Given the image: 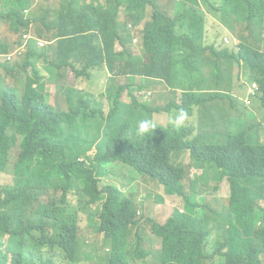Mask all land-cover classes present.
I'll use <instances>...</instances> for the list:
<instances>
[{"label":"clouds","instance_id":"9594fccd","mask_svg":"<svg viewBox=\"0 0 264 264\" xmlns=\"http://www.w3.org/2000/svg\"><path fill=\"white\" fill-rule=\"evenodd\" d=\"M29 1V115L41 125L55 116L74 114L78 116L75 128L105 124L106 134L82 137L60 157L66 165L75 161L88 166L96 186L121 190L127 201L107 218L105 194L91 188L69 192L67 203H60L56 223L40 213L29 222V264H73L72 259H65L68 253L62 245L54 248L50 241L72 237L74 225L79 228L78 254L74 253L78 264H254L243 250L235 260L219 255L229 252L231 223L215 210L228 204L231 182L214 162L194 164L191 150L198 141V146H217L224 156L228 132L238 127L249 128L264 143V66L251 59L257 53L264 59V0ZM162 17L171 21L167 32L172 47L166 58L146 64V73H127L111 54L142 53L147 25ZM244 49L253 67L241 56ZM9 54L18 57L17 51ZM203 54L192 76H186ZM239 104L247 110L245 119L223 136L220 132L210 136V126L219 124L214 121ZM217 129L224 131L225 127ZM162 133L178 146L174 163L181 165L186 188L191 180L196 182L188 197L194 198L207 220L205 246L214 263L201 257L185 263L173 258V239L154 224L165 225L177 212L187 211L184 199L168 194L164 182L125 159L115 160L103 170L94 166L104 155L103 147H125L133 139L130 149L146 145ZM226 156L243 162L236 154ZM116 163L157 181L146 200L139 201V194L127 195L106 180ZM241 184L255 197L253 223L259 227L264 214V168ZM159 187L161 194H153ZM53 196V189L44 190L40 201L46 204ZM167 199L173 202L167 204ZM152 200L164 202L165 209L153 210ZM252 238L264 250V240ZM123 239L124 246L118 249ZM258 258L264 264V254L259 253Z\"/></svg>","mask_w":264,"mask_h":264},{"label":"trees","instance_id":"16d2710c","mask_svg":"<svg viewBox=\"0 0 264 264\" xmlns=\"http://www.w3.org/2000/svg\"><path fill=\"white\" fill-rule=\"evenodd\" d=\"M30 3L29 0H1L0 19L9 22L15 34H21L12 41L0 40V50H6L8 45L10 53H18V60L13 64L5 65L0 62V172L12 171L14 175L12 183L0 184V264H29V222L40 213L42 217L56 223L62 209L60 203H67L71 191L77 193L82 189L88 191V188H91L99 195L105 194L107 218L127 203L121 190L119 192L108 188L107 192L96 186L92 171L87 170L88 166L75 161L66 165L60 157V154H65V149L73 146L82 137L106 134L105 124L75 128L78 116L74 114L55 116L41 125L29 115ZM130 18H134V14H130ZM181 23L187 27L185 22ZM199 26L203 28L202 25ZM169 27L171 21L162 17L159 21L147 25L146 36L142 39V53L137 55L128 50L119 56H111L127 73H146V64L163 62L170 51L172 45L167 32ZM25 34L28 38H24ZM201 48L205 49L204 46ZM246 53L244 49L241 56L250 66L253 67L251 59L264 66L261 54L257 53L250 59ZM201 57L205 55L200 56L186 71V76H192ZM226 59L230 60L231 57L226 56ZM219 60L215 61V64ZM197 102L199 103V100ZM246 116L247 110L242 104L232 105L226 115L214 121L219 124L210 126L209 135L220 132L223 136L228 129L237 127ZM222 125L225 130L218 131L217 126ZM239 128L228 132L229 146L224 154H236L247 164L220 155L217 146L212 144L203 143L198 146V141L192 145L196 148L191 150V156L197 165L216 163L218 168L229 175L231 182L232 193L228 204L215 210L221 217L228 216L231 223L229 252H220L219 255L227 260H235L243 250L246 255L249 254L254 264H259V253L264 254V250L257 247L252 235L264 240V214L261 226L255 227V197L241 183L248 182L255 173L264 168V143H261L249 128ZM129 144L125 147L117 145L115 149L112 145L110 148L103 147L104 155L94 166L103 170L109 163L125 159L164 182L168 194L184 199L187 211L184 214L177 212L165 225L154 224L165 237L173 239V258L184 259L185 263L192 260L195 262L201 257L214 263V256L207 252L205 246L207 220L202 218V212L194 198L188 197V192L196 187V182L191 180L189 189L186 188L182 180L185 177L181 165L174 163L178 146L171 144L163 133L146 145L137 144L129 149ZM251 171L254 174H250ZM47 189H53L54 196L45 204L40 201V197ZM126 215L130 216L131 213ZM76 219L80 221L78 215ZM71 232L72 237H64L61 242L51 240L50 244L54 248L62 245L68 253L65 259H72L73 264H78L77 257H74V253L78 254V251H75V243L79 241L78 226H72ZM124 243L123 239L117 248L121 249Z\"/></svg>","mask_w":264,"mask_h":264},{"label":"rangeland","instance_id":"374dc122","mask_svg":"<svg viewBox=\"0 0 264 264\" xmlns=\"http://www.w3.org/2000/svg\"><path fill=\"white\" fill-rule=\"evenodd\" d=\"M0 27H1L0 36L1 39H5L4 40L5 42L8 40L12 41L13 39L19 37V35H16L12 31L9 22L0 19ZM240 29L242 30V27H240ZM17 60L18 57L15 54L13 55L9 54L8 45L6 50H0V62H2L3 64L11 65ZM233 67L236 70L239 68L238 64L233 65ZM13 178L14 175L12 171L4 172V173L0 172V184H10L13 182ZM106 180H110L115 184H117L120 188L124 190V192L127 195L139 194L138 195L139 201H141L142 199L145 200L147 199V195L152 193V186L157 182L156 180H152L146 176L138 174L132 168L124 165L123 163H116L112 165L111 173L109 176L106 177ZM159 190L160 187L153 194L155 193L161 194ZM157 202H158L157 200L149 201V204L153 207V210L161 211L162 209L161 206H163V208L165 209L166 205L163 204L164 202H159V203ZM172 202L173 201L171 199H167L166 201L167 204H170Z\"/></svg>","mask_w":264,"mask_h":264}]
</instances>
